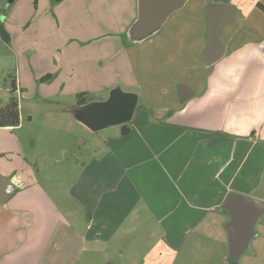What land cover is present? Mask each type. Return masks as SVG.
Here are the masks:
<instances>
[{
  "label": "rangeland",
  "instance_id": "374dc122",
  "mask_svg": "<svg viewBox=\"0 0 264 264\" xmlns=\"http://www.w3.org/2000/svg\"><path fill=\"white\" fill-rule=\"evenodd\" d=\"M207 1L189 0L154 34L130 42L134 0H0V26L8 37V42L0 38V109L15 79L12 95L19 111L18 126L0 128V175L33 179L62 212L72 211L71 228L60 222L29 262L24 255V264H157L153 258L165 248L151 223L133 222L132 230L102 248H84L75 237L83 228L74 220L80 211L69 190L83 163L105 148L103 140L120 135L121 126L91 132L73 112L79 94L98 102L118 87L138 96L129 122L136 124L148 114L163 118L176 110V84L199 91L210 71L199 60ZM234 27L226 26L222 41ZM236 37L245 36L240 31ZM47 75L51 79L42 81ZM8 216L6 204L0 205V240L12 236L15 242L18 234L8 229ZM190 236L188 230L181 250L167 254L173 264H264V239L256 235L236 261L228 259L224 245L191 244Z\"/></svg>",
  "mask_w": 264,
  "mask_h": 264
},
{
  "label": "crops",
  "instance_id": "0c3cea01",
  "mask_svg": "<svg viewBox=\"0 0 264 264\" xmlns=\"http://www.w3.org/2000/svg\"><path fill=\"white\" fill-rule=\"evenodd\" d=\"M208 4L220 5L215 14L229 21L220 30L223 55L209 65L203 87L182 83L189 88L183 96L190 97L180 102L175 86L176 110L129 124L127 135L103 140L105 148L81 166L69 198L79 207L74 220L83 231L75 237L84 248H102L138 222L162 233L165 251L154 263L173 264L188 230L191 244L217 242L228 255L226 197L264 202V0H208L206 26ZM228 25L236 27L225 42L221 33ZM240 31L245 37L239 41ZM10 178L17 189L5 203V223L18 237L0 240V264H24V255L29 262L60 222L71 228L72 211L62 212L35 180ZM263 216L254 227L260 240Z\"/></svg>",
  "mask_w": 264,
  "mask_h": 264
},
{
  "label": "water",
  "instance_id": "95a60500",
  "mask_svg": "<svg viewBox=\"0 0 264 264\" xmlns=\"http://www.w3.org/2000/svg\"><path fill=\"white\" fill-rule=\"evenodd\" d=\"M186 1L137 0V14L129 26L128 41L136 42L154 34L172 13L184 6ZM219 9L218 4H208L204 9L207 16L206 48L199 60L207 65L215 63L223 55L220 30L222 25L229 20L218 18L215 13ZM188 90L189 88L182 83L176 85L180 102L190 97L189 95L183 96ZM137 100V95L124 92L116 87L109 91L107 99L103 101H92L84 106L75 107L73 117L89 131L98 132L130 122ZM16 189V184L12 179L0 175V205L5 204L14 195ZM222 211L228 215V221L225 224L228 236V259L236 261L246 252L250 240L254 237L255 223L264 214V202L230 193L222 205Z\"/></svg>",
  "mask_w": 264,
  "mask_h": 264
},
{
  "label": "trees",
  "instance_id": "16d2710c",
  "mask_svg": "<svg viewBox=\"0 0 264 264\" xmlns=\"http://www.w3.org/2000/svg\"><path fill=\"white\" fill-rule=\"evenodd\" d=\"M258 7L261 8V6H258ZM0 38L3 41L8 42V37L5 34V32L1 26H0ZM50 79H51V76L47 75L42 79V81H49ZM16 90H17L16 80L12 79V81H11V96H10L7 104L5 105V107L0 109V128L16 127L19 124L18 103H17L15 97H13V95H12ZM86 100H90L87 94H85V93L79 94L77 96V105L84 103ZM89 102H92V100H90ZM128 126H129V123L121 125V135L125 136L129 133Z\"/></svg>",
  "mask_w": 264,
  "mask_h": 264
},
{
  "label": "flooded vegetation",
  "instance_id": "af4514ba",
  "mask_svg": "<svg viewBox=\"0 0 264 264\" xmlns=\"http://www.w3.org/2000/svg\"><path fill=\"white\" fill-rule=\"evenodd\" d=\"M52 1H53V0H52ZM188 1H189V0L186 1V3L184 4V6L181 8V10L185 7V5L188 3ZM133 4H134V7H135V17H134V20H135V18H136V14H137V0H134ZM176 12H177V11H176ZM173 14H174V13H172L171 15H173ZM171 15H170V16H171ZM170 16L166 19V21L170 18ZM134 20H133V21H134ZM166 21L164 22V24L166 23ZM89 101H90V100H86L84 103H82V104H80V105H77V104H76V105H77V106H84V105L88 104Z\"/></svg>",
  "mask_w": 264,
  "mask_h": 264
}]
</instances>
